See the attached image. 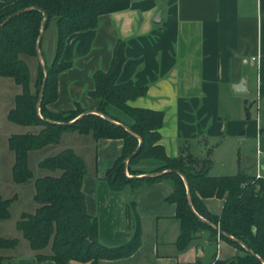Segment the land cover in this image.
<instances>
[{
    "label": "crops",
    "instance_id": "0c3cea01",
    "mask_svg": "<svg viewBox=\"0 0 264 264\" xmlns=\"http://www.w3.org/2000/svg\"><path fill=\"white\" fill-rule=\"evenodd\" d=\"M14 1L0 0V10ZM119 40L125 44V60L117 83L146 87L144 95L128 104L162 111L159 143L169 157L183 150L198 161L196 168L210 159L209 175L242 172L264 178V160L257 155L264 153V0H131L127 9L100 15L96 27L66 39L59 62L70 67L58 74V96L47 109L60 113L78 104L84 111L96 110L100 100L89 95L93 74L109 68ZM53 42L54 36L48 41L44 37L41 48ZM73 133L64 132L60 142ZM80 135L85 139L77 140V148L67 147L84 161L82 191L87 212L97 218L99 241L115 247L131 239L132 200L141 227V243L131 255L100 259L98 264H211L237 254L220 238L210 243L199 237L179 250L176 206L166 200L171 183L160 180L111 190L105 176L121 154L122 139ZM158 166L150 158L136 169L145 175ZM214 198L205 200L206 207ZM27 246L22 252L1 254L14 264H55L37 260Z\"/></svg>",
    "mask_w": 264,
    "mask_h": 264
},
{
    "label": "trees",
    "instance_id": "16d2710c",
    "mask_svg": "<svg viewBox=\"0 0 264 264\" xmlns=\"http://www.w3.org/2000/svg\"><path fill=\"white\" fill-rule=\"evenodd\" d=\"M130 1L16 0L0 10L2 23L20 9L36 7L13 16L0 26V78H12L21 87L7 119L22 126H41L38 133L9 136L8 148L14 153L13 182L25 183L32 179L29 152L58 144L64 132L90 133L95 140L120 138L121 154L105 176L109 188L120 191L127 186L136 188L160 180L169 181L172 192L166 200L176 206L179 234L175 245L179 250L199 237L210 243L220 238L232 245L237 254L228 259H215L211 264H264V178L247 176L242 172L209 175L210 159L202 160L201 166L196 168L194 164L198 161L183 150L179 156L169 157L159 143L162 111L128 104V101L144 95L146 87L137 86L132 81L117 83L125 60L123 41L119 40L114 45L109 68L93 74L94 89L89 95L100 100L95 112L84 114V109L78 104L75 109L60 113L47 109V104L58 96V74L70 67V63L59 62L68 36L96 27L100 15L127 9ZM51 23L56 27L54 56L44 67L38 62L33 91L30 69L22 56L38 59L37 41L41 29L43 38ZM40 51L42 53L41 43ZM44 70L47 76L39 101ZM137 148L125 165V160ZM150 158L159 162L154 169L159 174L138 178L127 176L126 171L129 170L133 175L137 173L132 169L135 161ZM38 165L59 173L34 179L33 200L37 207L33 213L22 212L16 224L29 247L35 251L37 260L49 259L55 264H70L71 260L98 264L100 259L129 256L139 247L141 227L133 200L130 210L135 218V227L131 239L115 247L99 241L97 218L87 212L82 191L84 161L73 149H63L42 159ZM211 197L223 199L219 215L212 214L206 207L205 200ZM15 198H0V221L10 217V205ZM18 243L17 238L0 236V264H14L1 251L13 249ZM47 248L49 253L44 252Z\"/></svg>",
    "mask_w": 264,
    "mask_h": 264
},
{
    "label": "rangeland",
    "instance_id": "374dc122",
    "mask_svg": "<svg viewBox=\"0 0 264 264\" xmlns=\"http://www.w3.org/2000/svg\"><path fill=\"white\" fill-rule=\"evenodd\" d=\"M54 36V45L42 48V56L46 64H50L55 50L56 41V28L55 24L51 23V26L45 30L43 38L48 41L49 38ZM27 62L30 69V85L33 91H35V80L37 77V65L39 60L36 57L22 56ZM21 92V87L9 77L0 78V198H11L16 196L15 200L10 205V217L3 221H0V236L3 238H17L19 240L15 250H2V252L16 253L25 251L28 246V242L23 238L21 232L17 229L16 224L20 219L22 212L33 213L37 207L36 202L33 200L34 195V179L45 175H58L59 171H50L42 168L38 165V162L42 159L52 156L59 151L69 148L67 146H75L79 144L77 140L85 139L83 135H79L74 132L73 136H65L59 144H51L39 150H32L28 154V164L33 173V178L25 183H15L12 180V165L14 161V153L8 148V138L12 134H20L26 132L38 133L41 126H22L13 123L7 119L8 111L14 107L15 96ZM76 137V138H74ZM80 137V138H77ZM81 145V144H80ZM76 150V149H75ZM146 159H140L132 164V169L137 173L133 175L130 170L127 174L130 176H139L142 173L136 166ZM144 173H155L154 168L148 169ZM145 174V175H146ZM222 203L216 198L207 201V207L214 215H219L222 209ZM210 206V207H209ZM47 250V249H46ZM14 251V252H13ZM6 262V260L4 261Z\"/></svg>",
    "mask_w": 264,
    "mask_h": 264
},
{
    "label": "water",
    "instance_id": "95a60500",
    "mask_svg": "<svg viewBox=\"0 0 264 264\" xmlns=\"http://www.w3.org/2000/svg\"><path fill=\"white\" fill-rule=\"evenodd\" d=\"M36 7H26V8H23V9H20L16 12H14L13 14L9 15L2 23H0V26L3 25L4 23H6L8 20H10L13 16L17 15V14H20L24 11H28V10H31V9H34ZM158 17V15H157ZM156 22V21H155ZM42 33H43V29H41V34L38 38V41H37V53H38V60H39V63L44 67L45 65V62H44V59H43V56H42V53L40 51V43H41V39H42ZM46 76H47V73L46 71L44 70V79H43V83L41 85V89H40V92H39V101L42 97V94H43V91H44V86H45V81H46ZM238 88L242 90L243 88V82H240V84L238 85ZM238 93H244V91H236ZM89 112V111H88ZM90 112H95V111H90ZM87 113V111L84 112V114ZM117 123V122H115ZM139 148V147H138ZM138 148L130 155V157H128V159L125 160V165H127V162L128 160L136 153V151L138 150ZM126 174H127V171H126ZM159 173H151V174H146V175H139V176H129L127 174L128 177H135V178H138V177H142V176H153V175H157ZM217 230L220 232V230L218 229L217 227Z\"/></svg>",
    "mask_w": 264,
    "mask_h": 264
},
{
    "label": "built area",
    "instance_id": "2783aa9c",
    "mask_svg": "<svg viewBox=\"0 0 264 264\" xmlns=\"http://www.w3.org/2000/svg\"><path fill=\"white\" fill-rule=\"evenodd\" d=\"M257 155L264 160V153L257 151ZM256 178H259V175H256Z\"/></svg>",
    "mask_w": 264,
    "mask_h": 264
}]
</instances>
